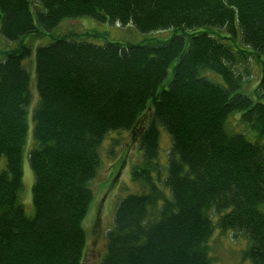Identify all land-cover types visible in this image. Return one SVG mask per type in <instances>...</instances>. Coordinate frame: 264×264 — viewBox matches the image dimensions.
<instances>
[{
	"label": "trees",
	"instance_id": "16d2710c",
	"mask_svg": "<svg viewBox=\"0 0 264 264\" xmlns=\"http://www.w3.org/2000/svg\"><path fill=\"white\" fill-rule=\"evenodd\" d=\"M79 17L173 34L99 45L63 32L35 49L29 216L19 193L34 48L23 39ZM0 30L19 42L0 49V264H83L100 149L120 131L137 142L140 188L118 201L101 264H212L216 229L264 264V0H0ZM249 55L251 83L239 70Z\"/></svg>",
	"mask_w": 264,
	"mask_h": 264
},
{
	"label": "rangeland",
	"instance_id": "374dc122",
	"mask_svg": "<svg viewBox=\"0 0 264 264\" xmlns=\"http://www.w3.org/2000/svg\"><path fill=\"white\" fill-rule=\"evenodd\" d=\"M63 32L65 34H79L80 36L77 37L79 40L99 45H103L108 41L141 43L151 39L165 40L173 34L172 29L142 33L133 25L120 26L119 24L98 22L90 17H79L65 19L51 34L43 36L42 38L28 36L23 39L24 42L29 43L34 48L32 56L24 62V65L30 73L34 97L28 113L29 130L27 144L23 154V185L19 193V202L23 205L26 214L29 216L34 214L33 185L35 178L29 164L28 153L32 145L31 140H33V111L38 100L35 49L39 45L50 44L53 36H57ZM18 43V41H7L0 30V49L11 46L6 49L10 50L15 48ZM246 67L252 73L249 76L245 73ZM172 68L173 66L170 68V74ZM239 70L244 76H247L246 79H250V83L258 81L260 70L258 65H256L254 56H250L244 64H240ZM220 81L222 82L221 79ZM239 117L240 113H235L230 116V124L235 130L247 131L245 129L246 127L240 124L237 119ZM129 136L130 133L123 131L111 133L107 136L103 144L104 146L102 145L100 149L103 164L96 179L91 183L94 199L91 202L88 214L83 220V227L87 235L83 264H101L106 253L107 232L111 228L118 201L121 197L123 198L129 193H136L138 188H140L131 179V171L136 165L139 155L137 154L136 140L130 139ZM166 136L169 138V135L161 129L160 142L162 156H166V144L168 143ZM2 161L5 162V158ZM211 241L212 249L210 256L213 259L212 264H253L250 259L244 256L247 244L243 238L235 239L232 232L227 231L221 233L220 230L216 229Z\"/></svg>",
	"mask_w": 264,
	"mask_h": 264
}]
</instances>
